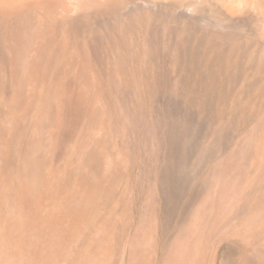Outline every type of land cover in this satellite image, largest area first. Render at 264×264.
<instances>
[{
	"label": "bare ground",
	"instance_id": "1",
	"mask_svg": "<svg viewBox=\"0 0 264 264\" xmlns=\"http://www.w3.org/2000/svg\"><path fill=\"white\" fill-rule=\"evenodd\" d=\"M0 264H264V0H0Z\"/></svg>",
	"mask_w": 264,
	"mask_h": 264
}]
</instances>
